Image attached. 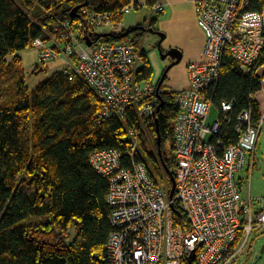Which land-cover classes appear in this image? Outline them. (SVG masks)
<instances>
[{
  "label": "built area",
  "instance_id": "obj_1",
  "mask_svg": "<svg viewBox=\"0 0 264 264\" xmlns=\"http://www.w3.org/2000/svg\"><path fill=\"white\" fill-rule=\"evenodd\" d=\"M251 5L252 0H193L205 44L203 60L186 65L188 86L177 91L174 99L177 114L172 123V199L167 184L153 179L145 164L135 162L139 143L133 130H128L131 147L125 152L103 149L90 154L91 167L109 184L106 201L113 231L105 249L110 264H188L192 252L195 259L191 264H234L251 232L264 230V210L253 214L251 199L246 203L241 194V185L248 176H237L254 166L264 108L257 123L253 122L252 111L240 113L235 127L238 140L223 147L220 141L212 140L221 131L220 114L226 121L233 104L222 102L216 119L208 125L213 104L206 96L218 82L224 54L245 75L260 59L264 50V8L252 11ZM132 9L133 5L124 6L121 15ZM162 9L158 2L152 12L157 14ZM59 25L56 32L60 38L53 37L51 45L40 39L31 43L37 52L36 63L45 64L62 55L63 74L83 79L100 101L98 123L124 120L129 111L135 113L142 126L153 121L159 102L156 84L136 79L142 43L96 39L100 29L114 32L122 27V20L113 21L110 14L83 9L75 25ZM80 35H88L91 44L87 45ZM260 92H264V78ZM125 158L129 166L124 165ZM174 203L186 218L185 228L174 224Z\"/></svg>",
  "mask_w": 264,
  "mask_h": 264
},
{
  "label": "trees",
  "instance_id": "obj_2",
  "mask_svg": "<svg viewBox=\"0 0 264 264\" xmlns=\"http://www.w3.org/2000/svg\"><path fill=\"white\" fill-rule=\"evenodd\" d=\"M155 2L145 0V6L151 8ZM84 3L71 18V11ZM129 4L138 5L132 0H0V90L4 82L14 90L11 100L0 103V264H110L105 249L113 231L106 201L109 184L91 167L89 156L103 149L125 152L131 147L129 129L139 141L135 162L145 164L153 179L171 187L167 171H173L175 162L172 123L177 91L160 88L156 128L154 121L142 126L132 111L124 120L98 123L100 101L83 79H70L63 69L34 90L25 83L19 53L31 48L34 40L51 45L53 37L60 38L59 24L76 22L83 9L121 21V10ZM261 8L264 0H252L250 10ZM156 21L102 33L108 35L103 40L139 44L144 33L136 27L148 23L153 28ZM39 68L45 65H35L34 71ZM152 72L144 51L137 81L149 82ZM263 78L264 50L249 75L224 54L218 82L206 96L218 110L222 102L233 107L226 121L220 114L221 131L213 143L228 147L237 142V116L244 111H252L253 122L259 121L261 110L254 96ZM124 165L129 166V159ZM172 217L175 225L185 228L186 218L176 203Z\"/></svg>",
  "mask_w": 264,
  "mask_h": 264
},
{
  "label": "rangeland",
  "instance_id": "obj_3",
  "mask_svg": "<svg viewBox=\"0 0 264 264\" xmlns=\"http://www.w3.org/2000/svg\"><path fill=\"white\" fill-rule=\"evenodd\" d=\"M158 2L159 1L156 0L155 4ZM130 5H133V4H130ZM152 7L149 8V7H146L145 5H140V6L137 5L135 7L133 5L134 9H132L129 14H125L122 18V26L124 24L125 27H120L116 31H120L122 30V28L123 29L126 28L128 26L127 25L128 22L129 24L131 23L135 25V24L142 22L143 20L150 21L152 17L156 18L158 14H161L162 11L160 13L153 14ZM33 11H34L33 9H30L31 13H33ZM160 17H162V15H159V18ZM72 24L75 25L76 22ZM163 26L166 29H170L171 32H169L168 34L160 30L159 25H155L152 29L158 34L164 35V39L161 42H160L159 35L144 33V37H142L140 43L137 44V45H140L142 43V46L144 48L143 52L145 50V53L147 52L149 54V57L151 60L150 62H151L152 69H153L150 82L153 84H156L158 82L165 67L168 65L167 59L161 60L159 57V49L157 47L158 43L160 42L159 48L161 49V51L167 52L170 49L175 48V46L172 45L174 44V42H178V40L179 41L181 40V37L179 36L178 33H175V32L172 33V29H171L172 23H170L169 21H165L163 23ZM109 30H110L109 28H102L96 34L111 32ZM87 36L81 37L80 35L82 40H84L83 38ZM20 53L23 58V63L25 65V69H24L25 83L29 90H34L39 84L45 82L48 78H50L54 72L62 70L65 66V61L62 55H60L58 59L48 61L45 64L38 63V66L45 65V68L44 69L39 68L37 71H34L35 65H37L36 50L33 48H27L24 51H21ZM183 62L184 60L181 61L180 64L174 66L168 72V78L165 84L166 85L169 84L168 85V87L170 88L169 90H172V91L175 90V87L171 85V81H172L171 78L174 74L180 83H184V81L186 80V77H185L186 68L184 69ZM141 64H142V59H141ZM141 64L138 65L137 67H140ZM13 95H14V90L12 89V85L8 82H4L0 90V103L11 100L13 98ZM261 97L262 96L259 95L260 100H261ZM217 115H218V109L213 106L209 113L208 125H211L213 123ZM208 139L209 137L206 138V140ZM166 148L168 149V145L166 146ZM254 156H255V160H254V166L252 170L248 173L243 171L237 174V176L242 177V178H246L248 176V179H246L247 181H244V183H242L241 185L242 186L241 194H242L243 200L246 203L248 202L249 199H251L253 214L258 211L264 210V123H263L261 133L259 135V138L257 140V144H256L255 151H254ZM234 264H264V230L263 229H256L253 232H251L246 246L241 250Z\"/></svg>",
  "mask_w": 264,
  "mask_h": 264
},
{
  "label": "crops",
  "instance_id": "obj_4",
  "mask_svg": "<svg viewBox=\"0 0 264 264\" xmlns=\"http://www.w3.org/2000/svg\"><path fill=\"white\" fill-rule=\"evenodd\" d=\"M132 1L136 2L139 6L145 5V0H132ZM158 1L162 4L163 9H162L161 14H158L156 16L157 21L155 25H159L160 30L169 34L171 30L166 29L163 26V23L165 21H169L170 23H172V27H171L172 33L174 32L178 33L179 36L181 37L180 41L178 40V42H174V44L172 45H174L175 48L178 49L182 53L181 61L184 60L183 62L184 69L186 68V65L189 62L202 61L203 60V47L205 44V36H204L203 31L200 29V27L198 26L196 22L193 0H158ZM159 15H162V17L159 18ZM153 18L154 17H152L151 19ZM142 22L138 24H141ZM138 24L133 25L131 23L129 24L128 22L127 24L128 26L124 29L122 28V30L133 28ZM122 27H125V25L123 24ZM19 55L21 56V53H19ZM146 57L151 65V62H150L151 60L147 52H146ZM22 66H23V69H25L23 58H22ZM185 77H186V80L184 81V83H180L177 77L175 76V74L172 76L171 85L175 87V90L173 91L183 90L187 88L188 81H187L186 70H185ZM168 85L169 84H167L166 86ZM259 95L263 97V98L261 97V100L259 98ZM254 99L258 102L260 106V110L262 111L264 108V92L257 93L254 96Z\"/></svg>",
  "mask_w": 264,
  "mask_h": 264
},
{
  "label": "water",
  "instance_id": "obj_5",
  "mask_svg": "<svg viewBox=\"0 0 264 264\" xmlns=\"http://www.w3.org/2000/svg\"><path fill=\"white\" fill-rule=\"evenodd\" d=\"M86 6V3L74 8L72 11H71V18H75L77 17L76 13L79 9L83 8ZM145 21V20H144ZM143 23V22H142ZM136 28H139L140 30H142L143 33H149V34H157L160 36V42L164 39V35H160L158 34L157 32L153 31L151 28L150 29H147L145 27H136ZM108 36L107 34H96V39H99V38H104ZM84 41L86 42L87 45H90L91 42L89 40L88 37H84L83 38ZM160 42L158 43V49H159V57L161 60H165L166 58H170L171 60H173L172 63H170L166 69L164 70L163 72V75L161 76V78L159 79L158 83L156 84V89H157V95L156 97L159 99V95H158V92L160 90V87L165 79V76L166 74L168 73V71H170L174 66L180 64L181 60H182V53L176 49V48H172L170 49L169 51H167L166 53H162L161 49L159 48V45H160ZM41 70V69H40ZM162 105V102H160V104L155 108L154 112H153V121L156 125V128L158 127V123H157V112H158V109L159 107ZM158 140V144H159V137L157 138ZM167 174L169 176V179H170V182H171V188H170V192H169V199H172L173 197V194H174V190H175V179H174V176H173V171L172 170H169L167 171ZM173 208V206H172ZM195 259V252H192L190 254V256L188 257V264H191Z\"/></svg>",
  "mask_w": 264,
  "mask_h": 264
},
{
  "label": "flooded vegetation",
  "instance_id": "obj_6",
  "mask_svg": "<svg viewBox=\"0 0 264 264\" xmlns=\"http://www.w3.org/2000/svg\"><path fill=\"white\" fill-rule=\"evenodd\" d=\"M144 27L147 28V29H150V28L153 29L152 27H149V25H147V24H146ZM157 47H158V46H157ZM162 53L164 54V53H166V52H162ZM166 59L168 60V65H169L170 63L173 62V60H171L170 58H166ZM168 65H167V66H168ZM167 66H166V67H167ZM166 67H165V69H166ZM165 69H164V70H165ZM163 72H164V71H163ZM168 72H169V71H168ZM162 75H163V73H162ZM162 75H161V76H162ZM167 76H168V73L166 74L165 79H164V81H163V83H162V85H161V87L163 88V90H169V87L165 85V82H166V80H167ZM160 78H161V77H160ZM161 87H160V88H161Z\"/></svg>",
  "mask_w": 264,
  "mask_h": 264
}]
</instances>
